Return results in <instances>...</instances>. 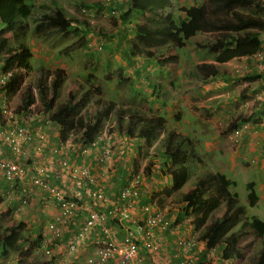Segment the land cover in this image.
Here are the masks:
<instances>
[{
    "label": "trees",
    "instance_id": "16d2710c",
    "mask_svg": "<svg viewBox=\"0 0 264 264\" xmlns=\"http://www.w3.org/2000/svg\"><path fill=\"white\" fill-rule=\"evenodd\" d=\"M171 2L172 0H129L126 9L120 12L121 19L127 21L135 11L142 18L132 22L137 38L135 41H130L129 54L153 57L154 51L146 46L168 43L175 48L182 47L188 38L194 37L200 31H217L216 39L206 45L212 52L215 61H202L196 64L193 75L199 80L206 81L210 76L219 73L221 62L235 56H247L253 62L256 59L253 54L257 55L262 50L257 56V63L260 65H252L258 69V75L255 77L264 78L263 38L258 32L249 29L250 27L263 29L264 16L259 13L245 14L239 9V7L250 3L254 4L252 0H201V2L194 0L190 5L182 6L180 8L182 14L178 16L167 10ZM32 4L33 0H0V24H2L0 27V68L2 71L11 69V74L2 84L7 94L19 89L26 73L25 70L31 66L32 51L20 39V36L26 31L27 25L21 23L20 19L30 13ZM115 6L116 4L110 7ZM254 6L260 10L264 8L259 3H255ZM43 21L54 24L58 28L88 26L86 20L66 16V14L63 16L61 9H57L55 13H44ZM41 23L42 21L37 25L40 26ZM87 29L89 28L87 27ZM237 29H245L242 36L232 33ZM7 32L14 38L11 44ZM176 58L177 54H168L162 59L160 58L158 64ZM38 71L40 72L38 81L33 84L27 83L23 88L20 102L15 111L17 113H32L33 110L29 106L36 100L32 89V85L36 84L37 97L40 99L50 123L58 128L59 138L66 139L71 132H75L74 141H91L102 129L104 121L115 107V102L112 100L101 101L100 99L99 103L102 105L93 114L86 117L82 112V107L90 100L92 91L90 87L79 93L70 89L66 99L58 103L57 97L64 82L65 69L57 67L50 70L44 68V65H39ZM252 75L250 74V76ZM93 77L94 74L88 72L87 79ZM152 79L154 80L155 77ZM95 89L100 91L101 87L95 86ZM149 93L155 94V90L152 89ZM178 114L175 116L178 117ZM29 116L32 119V115L29 114ZM241 119L249 120L248 117ZM239 120L234 118L230 122V127L239 125ZM45 122L44 118L40 123L44 124ZM166 122V116L158 112L144 114L139 111H131L127 116L119 114L116 118L118 130L143 139L148 146L152 144L158 133L164 131L161 143L165 160L161 169L163 174L169 173L170 175L171 182L167 186L166 192L171 194L180 189L187 181L190 171L192 172L195 152L190 146L191 140L188 139L189 145L185 144L187 136H179V132L175 129H167ZM133 164L137 168V160H134ZM152 164L153 162L149 161L144 166L145 175L151 173ZM199 175L195 177V183L186 191V200L183 206V214L189 217L191 226L198 232L196 240L200 241L206 249L223 243L221 257L227 259L241 256L245 250L251 247V243L256 237L263 236L258 254L254 256L250 264H264V220L256 215L247 216L245 214L246 206L239 204L235 195L230 192L229 186L232 182L225 174L217 171H205ZM247 186L248 202L253 205L258 199V194L251 182H248ZM6 188L5 184L1 187L2 190H6ZM1 189L0 191H2ZM12 201L13 204H10L9 208L11 211L12 209L15 211L18 201L17 199ZM22 219L17 223L5 226H2L3 224L0 222V255L5 254L9 247L16 243L19 230L25 226V220ZM158 263L151 262V264ZM38 264H49V261L44 260Z\"/></svg>",
    "mask_w": 264,
    "mask_h": 264
},
{
    "label": "rangeland",
    "instance_id": "374dc122",
    "mask_svg": "<svg viewBox=\"0 0 264 264\" xmlns=\"http://www.w3.org/2000/svg\"><path fill=\"white\" fill-rule=\"evenodd\" d=\"M193 1L194 0H172L171 5L167 7V10L172 13L174 12L177 16L181 15L182 11L180 8L182 6L190 5ZM252 1L254 4L259 3L264 6V0ZM199 2H201V0H199ZM128 3L129 0H33L30 13L26 17L20 19L21 23H26L27 25V29L24 34L20 36V39L23 40L32 51L33 55L30 58L31 66L28 70H25L26 73L19 89L8 94V98L11 102V106L16 108L17 104L20 102L21 92L27 83L33 84V82L38 81V76L40 75V72L38 71L39 65H44V68L50 70H54L57 67H63L65 69L64 82L60 88L57 102L59 103L64 101L67 97V92L70 89L79 93L80 91L90 87L92 90L90 100L82 107V111H84L87 116L88 113L90 115L93 114L94 111L102 105L99 103L100 99L101 101H114L115 107L108 118L104 121L103 128L101 129V134L102 132H105L106 136L109 134L111 135L107 141L108 144L106 143L108 153L110 154V152H113L115 155L117 153L121 154L124 157V160L128 163V166H134L133 161L137 160L138 166H136V172L141 173L144 177V166L150 160L155 159V157L159 158V156H164L161 152L159 153L156 151V148L160 147L162 148L163 153L161 138L159 137V139H154L152 144L149 146L144 140L139 143V145H136L138 141L135 140L130 142L129 148L126 147L128 145L127 142L129 141V138L131 137L133 139L136 136H130L118 130L115 121L117 115H128L131 111H139L144 114H150L152 112L157 113V111L162 110V112L164 111V114L168 113L163 107L164 104L162 100L150 99L151 94L149 91H151L154 87L152 77H160L162 85H164L166 81L174 79V81H176L174 84L175 88L178 87L177 80L181 79L182 85L181 87H178L177 91L181 96L179 105H185V107L180 112V115H182L180 116L181 120H177L175 117L170 116L168 118V125L182 130H189L190 132L187 134L180 132L179 136H187L185 144L189 145L188 139H190L192 143L190 146L193 149V143L195 145V140L199 138L203 139L204 137L202 132L203 128H200L199 120L194 122L192 116L188 114V110L186 108L189 106L186 105L187 101L184 99H186L187 96V98H190L191 103L196 101L201 103L202 99L199 98L200 91L198 88H201L202 84L200 83V80L193 75L195 70L194 68L196 64L202 61H215L212 52L206 47V45L207 43L213 42L218 34L217 31H200L195 34L194 37L192 36L188 38L185 45L182 47L175 48L173 45L168 43L167 44L169 46L167 44H152L150 46H146V48L154 51L153 57L131 55L128 52V45L130 41H135L137 38L132 22L142 18L138 12L135 11L128 17L127 21L121 19L120 12L123 9H126ZM115 4V7H110ZM254 4L250 3L246 6L239 7V9L245 14L259 13L264 16V8L260 10L254 6ZM57 9H61L63 11V16L66 14V16L86 20L88 24V26H86L89 29L86 30L87 27L84 24L83 25L85 27L81 26L80 28H74L73 26L58 28L54 24L43 21L44 13H55ZM41 21V25H37ZM1 26L2 24H0V27ZM249 29L258 32L262 36L264 45V28L259 29L256 27H250ZM244 31L245 29H237L232 31V33L234 35L242 36ZM6 34L9 37L11 44L14 38L10 35V33L7 32ZM168 54H177L176 59L169 60L170 62H173L171 68L157 69L156 66H158L157 64L160 58L162 59ZM253 55L256 57L254 64L257 65L258 55ZM177 62H179L178 65L176 64ZM258 65L260 64L258 63ZM179 66L180 69H178ZM219 66H221L222 70L227 69V65L222 64V62ZM253 66L254 65H252V67ZM237 71L239 72V76H241L239 79L249 81L248 84H250L251 80L258 75L257 72L254 75L247 77V74L249 73H246L245 76L243 74H245V72H251L250 70H244L242 72L243 74L240 73L241 71L239 69H237ZM88 72H92L94 74L92 79H87ZM180 77H183L184 79ZM212 78H215V75L208 79L212 80ZM213 83L215 84V81ZM95 86H100L101 90H96ZM32 87L33 92L36 95V100L33 103V111L30 114L33 115V113L36 112L39 113V116H42L44 109L40 99L37 97V86L34 84ZM221 87L224 88L222 85H215V87L211 89H204L203 94L206 96L210 95L211 91L215 93L216 88ZM235 88L239 89V86H235ZM156 89H158V86ZM262 89H264V86ZM194 91L195 93L198 91L199 95L195 94ZM157 94L158 93L155 92V99L157 98ZM210 101L204 102L203 108L200 110L203 112L210 111V108H206L204 106ZM233 103L239 107L234 113V118L240 119L238 123L244 120L241 119L242 117H248V122L253 125V127L256 126V123H261L262 118L259 116L255 117V114H258L256 111L260 110L259 108L264 105L260 106L257 104L256 108H252V110L247 111L244 109L245 106L241 105L240 101L238 102V100H235ZM156 106H159L160 108H156ZM199 107L200 106L196 107V109H199ZM83 108L85 110H83ZM240 113L243 115L236 116ZM30 122L34 123V120H30ZM40 122L41 119L38 123H34L35 129H40L44 131L45 134L48 133V135H50V133L54 130L51 126L53 123H47V126L45 127ZM230 128L229 123L227 127H225L226 131L224 132H227ZM194 130H196V133H194ZM243 135L244 133L240 137ZM210 136L211 135H208L206 139H203L202 143L210 142ZM227 137L229 138V133L226 138ZM224 139V137H221V141H224ZM229 141L231 142L230 138ZM154 143L156 144L154 145ZM227 143L230 145L229 142ZM227 143H224V145H227ZM120 146H124L125 151L123 150L122 152H119L118 147ZM138 147H140L139 150H137ZM73 148L75 147H72V150L66 151L71 152L74 156H78L79 154H77ZM1 149H3L2 146H0V150ZM217 153L220 155V152ZM32 154H34V152H32ZM39 157L40 156L38 155L36 156V158ZM204 157L209 159V153L207 152ZM219 159L224 158L222 156ZM240 162L241 165H243V160ZM204 168L206 167L203 166L201 168L203 170L200 171L198 168H195V166L194 168L192 167V172L190 171L187 181L180 189H178L177 192L174 193L172 197H170L169 200H166V204H174L175 202L186 198V191L195 183V177L199 174L202 175L205 171H210L207 170V168ZM245 172L247 176L252 174L251 171H249V168ZM225 173L227 176L231 177L227 171H225ZM236 179L237 183L235 186L231 185L229 186V189L231 192H236L242 202H246L248 201V189L245 182L241 176L236 177ZM142 192L143 191H141V194ZM38 194L40 195L41 192H38ZM0 196L2 198L0 201V222L3 224L2 226L17 223L18 221L23 220L22 218L26 217L24 213H26L32 203L34 206L35 202L29 203V205L22 211L15 212L13 209L11 211L9 207L10 204H13L12 200H16L17 198L16 191L12 192V196H8V194L2 190L0 191ZM31 196L32 192L29 195V201L31 200ZM41 199L45 200L44 204H48L50 207V204L45 198L42 197ZM152 199L155 198L153 197ZM38 203L40 204L39 201ZM156 203L162 209L164 208V204L161 202L159 204L158 199L156 200ZM41 207L42 206H40V208ZM43 208L46 210V207ZM260 208L262 211L259 213V216L264 220V203L260 206ZM77 212L78 213L75 214L74 217L75 223H70L69 225V228H71L72 225L74 228H72V230L70 229L71 231L69 232L63 231L64 234H62L63 237L60 238V244L57 245V249L52 251L51 256H46L42 251L40 238L43 235L44 227H46L45 225L52 216V213H48L47 211V213H43L42 215L39 214L38 216L33 217L36 219V222H38L37 226H34L35 223L31 222L32 219L29 218L30 216H27L25 226L19 230L16 243L12 247H9L5 254L0 255V264H38L44 260L49 261V264H71L72 258L73 260H77L81 256L78 255L79 257L77 256L78 258H75L70 256L71 253L66 252L67 249L63 250L65 242L67 241L66 240L64 242V240L67 236L69 238L71 237L74 231L79 228L84 218V212ZM75 253H78V251ZM247 255L248 257L246 258H248V261L251 259L252 262L254 254H250V249H248ZM84 258L85 256H82V259ZM245 263L247 264V260Z\"/></svg>",
    "mask_w": 264,
    "mask_h": 264
},
{
    "label": "crops",
    "instance_id": "0c3cea01",
    "mask_svg": "<svg viewBox=\"0 0 264 264\" xmlns=\"http://www.w3.org/2000/svg\"><path fill=\"white\" fill-rule=\"evenodd\" d=\"M254 63L255 59L253 60V62H251L247 56H235L226 61H223L222 64H226L227 69L222 70L220 66V71L215 75V78H212V80L207 79L206 81L200 80V83L202 84L201 88H198V90L200 91V95L198 94V91L196 93L194 91V93L198 94L199 98L202 99L201 103H199L198 101L191 103L190 98H187V96L184 100L187 101L186 105L189 106L188 108H186L188 110V114L192 116L194 122L199 120L200 128H203V139H206L208 135H211L210 142L202 143L203 139L199 138L195 140V145L193 143V149L195 150V157L193 158L192 164L193 168L195 166V168H198L200 171H202L203 169L201 168L205 166L207 170H210L212 172H221L225 174V176L232 182L231 185L234 186L237 183L236 177L238 176H241L243 178L247 189V183L251 182L258 194V199L253 205H250L248 201L242 202L237 196L236 192L234 193L231 192L230 189L229 190L232 194L235 195L234 197L237 199L239 204L241 203L246 206L245 214L247 216L256 215L261 218L259 216V213L262 211L260 206L264 203V106L259 108L260 110L256 111L258 112V114H255V117L259 116L262 118L261 123H256V126L254 127L252 125L246 133L244 132L245 134L240 138V141L237 144H234L232 141L230 142L228 137V139L226 138L228 130L227 132H224L226 131L225 127H227V125L234 119L235 110H238L239 108L238 106L234 105L233 102L235 100H238V102L240 101L241 105H244V109L247 111L252 110V108H256L257 104H259L260 106L264 105V89H262V87L264 86V78L254 77L251 80L250 84H248L249 81H246L245 79H239V77L241 76H239V72L237 71V69H239L241 71L240 73H242L244 70H250L251 72H245V74H242L244 76L246 75V73L254 75L258 72V69L252 67V64ZM172 64L173 62L168 61L164 62L163 64L159 63L156 67L157 69H170ZM176 64L178 65L179 62H177ZM178 69H180V66L178 67ZM250 74L247 77H250ZM214 81L215 84L213 83ZM161 82L162 81L160 80V77L155 76V79L153 80V89L158 94L156 95L157 98L155 99V94L152 93L150 99L152 98L153 100H162L164 104L163 107L168 113L164 114V111L162 112V110H159L157 112L166 116L167 129H175L177 132H181L184 134L189 133V130H182L177 127L168 125V118L170 116L175 117L177 120H181L180 116L182 115L178 113L181 112L182 109H184L185 105H179L181 96L178 94L177 90L179 86L181 87L182 80H177V88H175L174 84L176 81H174V79L166 81L164 85H162ZM215 85H222L224 86V88H216L215 93L211 91V94L207 96L203 94L204 89H211L215 87ZM157 86L158 89H156ZM235 86H239V89L235 88ZM207 101L210 102H208L204 106L206 108H210L211 110L203 112L200 109L203 108V103ZM198 106H200L199 109H196V107ZM156 108L160 107L156 106ZM175 114H178L179 116L177 117L175 116ZM239 115L243 114L240 113L236 116ZM38 116H33L30 120H34V123L36 124L38 123L37 121L42 118V116H39V118ZM34 123H32V126L33 130L35 131L36 129L34 127ZM43 125L46 127L47 123H44ZM51 126L52 128H54V130L52 133H50V135L46 133L48 136L46 146L40 149L39 152H34V154H32L33 158H29L28 161L27 159H25L26 163L29 164V170L35 171V164L37 163L39 165H43L46 168L49 179L52 182L66 187L70 190V192L72 191L73 193L79 192L80 190L83 196L82 200L85 199L88 201V198L90 197L87 194H89L88 192L92 190L101 189L106 192L110 202L104 204L103 206H100L101 204H98L97 207L109 214L108 218L109 220H112V224L117 228L116 236L119 237L120 233L124 231V227L120 222L116 220V212L113 209L114 206L112 203L113 200L116 199V194L120 190V188L130 183L133 173L136 172V168L134 166H128V163L124 160V157L119 153L115 155L113 152H110L109 154L108 152H106L108 151L107 149H105L106 151L103 152L104 148H106V145L104 146L103 142H107L109 140V137H111L110 134L108 135V137L103 138V141H100L99 144H96L89 154L74 156V154H71V152L67 151L53 153L51 151V147L55 146L56 143L60 141V139L58 136V128L54 126V124H51ZM194 133H196V130H194ZM163 134L164 131L158 133L155 139H159V137L161 138ZM221 137L225 138L224 141H221ZM135 140L138 141L136 145H139V143L143 142V139H139L136 137L132 139L130 137L129 141L127 142L128 145L126 147L129 148L130 142ZM227 142H229L230 145H228ZM224 143H227V145H224ZM155 144L156 143H154V145ZM1 145L2 144L0 143V146ZM190 145H192V143ZM118 149L119 152H122L123 150L125 151L124 146H120L118 147ZM139 149L140 147L137 148V150ZM156 151L163 154L162 148L160 147L156 148ZM207 152L210 155L209 159H206L204 157L206 156ZM217 152H220V155H218ZM37 155L40 157L35 159ZM12 156L13 155L11 151L3 145V149L0 150V158H9ZM222 156L224 159H219ZM63 158H66L69 162L74 164L87 165L90 169L91 181H86L82 184V186H77L74 180L69 178L67 176V173L63 171L62 167L60 166V160H62ZM164 160V156H159V158L155 157V159L150 160L153 162L151 166V173L149 175H145L138 186L140 190V196L135 201V204L133 206L134 208H132V220L140 221L144 219L145 214L141 209V206L143 203L152 200V198L154 197L156 208L163 213L165 218L170 220L171 227L169 226L166 230H158V228H156L154 236L158 239L159 248L156 251H149L142 248V259L149 263H151L152 261L153 263H166L167 261L172 259L183 260L185 264H226L229 262L233 264L236 261H238V264H246L245 262L247 260V264H250L251 259H249L248 261V258H246L248 257V249L245 250L239 257H230L224 259L221 257V251L224 247L223 243H218L214 247L206 249L200 241L196 240V235L198 234V232L195 231L191 226L189 217L183 214L185 198L175 202L174 204H166V200H169L170 197H172L174 193L178 191V189L171 194H168L166 192V188L167 186H169L171 178L169 173H162L161 168H163L162 164ZM241 160H243V165H241ZM248 168L252 173L249 176H247L245 172ZM225 171H227L228 174L231 175V177L227 176ZM3 184L7 185V183L0 175V187H2ZM141 191H143L142 194ZM42 197L44 196L39 194H32L31 202L35 201L34 206L32 205V203L30 208L26 211V213H24V215L26 216L24 220H26L27 216H30L29 218L32 219L31 222L35 223L34 226H37L38 222H36V219H34L33 217L38 216L39 214L42 215L43 213H47V211L48 213L56 212L55 205L52 202H48L50 204V207L48 204H44L45 200H42ZM157 199L159 201V204L160 202L164 204L163 209L159 205H157ZM82 200H80L79 198L80 203H82ZM38 201L40 202V204L38 203ZM40 206L42 207L40 208ZM43 207H46V210ZM47 207H49L50 209ZM77 211L81 213V210L79 208L78 210H74V215L71 218V223H75L74 217L75 214L78 213ZM109 211L112 212L110 213ZM52 217L53 216H51L50 219ZM69 225L66 230L64 228V231L69 232L72 230V228H74L73 225L71 228H69ZM43 231V233H45V227ZM92 234L94 237L98 236L95 231ZM93 236H90V238L87 239L88 242H86L87 244L85 243L86 246H84V244V247L82 246V248L80 247L78 249V253H71L70 256H73L75 258L78 255L81 256H78L80 259L77 257V260H73L72 258L71 263L86 264L85 258L82 259V256L86 257L92 252L93 244L90 243V241L94 238ZM62 237L63 235L61 236V238ZM192 237H195V239L191 240ZM262 237L263 236L256 237L253 240V242L251 243V247L249 248L250 254H254V256L258 254L260 244L262 243ZM68 239L69 237L67 236L64 242L66 240L68 241ZM181 239L193 241L192 246L187 248L184 245L178 243V240ZM59 242L60 238L56 239V244L53 246L52 251L58 248L57 245L60 244ZM65 245L63 250H66Z\"/></svg>",
    "mask_w": 264,
    "mask_h": 264
},
{
    "label": "built area",
    "instance_id": "2783aa9c",
    "mask_svg": "<svg viewBox=\"0 0 264 264\" xmlns=\"http://www.w3.org/2000/svg\"><path fill=\"white\" fill-rule=\"evenodd\" d=\"M10 74L11 69L2 71L0 68V86L2 87L0 89V143L2 147L3 145L6 146L13 155L9 158H0V175L7 183L5 192L8 196H12V192L16 191L18 202L15 212L22 211L31 203V200L29 201L31 192L32 194L41 192L46 201L55 205L56 212L52 213L53 217L47 222L45 233L40 238V246L44 254L46 256L52 255L56 239L61 238L64 228L72 220L74 210L79 208L85 215L79 228L66 242L67 252H77L80 247L82 248L88 242L87 239L92 237V233L95 231L98 236H93L94 238L90 241L93 244V249L85 257L86 264H151L142 259V248L149 251L158 250V239L154 236L156 228L166 230L169 226L171 227V222L156 208L155 199L142 204L144 219L132 220V208L140 196L138 186L143 179L142 174L134 172L130 183L121 187L116 194V199L113 200L116 220L124 227V231L117 237V228L112 224V220H109V214L97 207L98 204L103 206L110 202L106 192L95 189L88 192L87 195L90 197L88 201L82 200L83 196L80 190L73 193L66 187L52 182L43 165L37 163L35 164V171L29 170V164L26 163L25 159L28 161L32 157V152H39L45 147L48 137L40 129L33 130L29 112L17 113L15 108L11 106L6 89L2 85ZM33 106L34 104H31L29 108L32 109ZM33 115L38 116L39 113L35 112ZM44 118L45 124L50 123L47 114L44 115ZM251 126L248 121L241 122L229 131L230 140L237 144L240 141V136L244 132L246 133ZM99 139L101 137L77 145L69 137L52 146L51 151L53 153L63 152L75 147L76 149L73 148V150L80 155H85L90 153ZM105 149L107 147L104 148L103 152L106 151ZM60 166L77 186H82L84 182L91 181L90 169L85 164H74L63 158L60 160ZM79 198L82 203L79 202ZM193 239L195 237L191 238V240ZM178 243L188 248L192 246L193 241L181 239L178 240ZM159 264H185V262L172 259ZM233 264H238V261Z\"/></svg>",
    "mask_w": 264,
    "mask_h": 264
},
{
    "label": "clouds",
    "instance_id": "9594fccd",
    "mask_svg": "<svg viewBox=\"0 0 264 264\" xmlns=\"http://www.w3.org/2000/svg\"><path fill=\"white\" fill-rule=\"evenodd\" d=\"M35 96H36V95H35ZM83 110H85V109L83 108ZM43 112H44V111H43ZM82 112L85 114L84 111H82ZM45 114H46V113H43V114H42V118H41L42 120L44 119V115H45ZM85 115H86V114H85ZM89 116H90V115H89V113H88L86 117H89ZM126 116H127V115H126ZM115 121H116V119H115ZM243 121H245V120H243ZM243 121H241V122H243ZM241 122H240V123H241ZM103 125H104V124H103ZM102 128H103V127H102ZM232 128H234V127H231L230 129H228V132H227V133H229V131H230ZM74 135L76 136V133H75V132H73V133L71 132L67 138L71 137V140H72L73 142H75L77 145L80 144V143H83V142H80V141H79V142H78V141H74V138H75ZM103 135H104V136H103ZM98 137H101V139H99V141H98L97 144H99L100 141H103V138H106V137H108V136L105 135V132H102V134H101V130H100V131L97 133V135H96L92 140L97 139ZM67 138H66V139H67ZM59 139H60V138H59ZM60 140H62V139H60ZM63 140H65V139H63ZM92 140H91V141H92ZM85 142H89V141H85ZM106 143H107V142H105V143L103 142V145L105 146ZM92 149H93V148H92ZM77 154H78V153H77ZM79 155H80V154H79ZM70 223H71V222H70Z\"/></svg>",
    "mask_w": 264,
    "mask_h": 264
}]
</instances>
